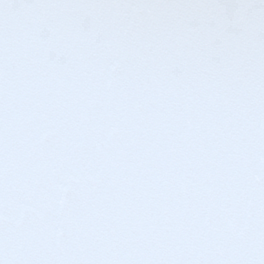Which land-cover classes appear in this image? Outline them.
Segmentation results:
<instances>
[{
    "label": "snow or ice",
    "instance_id": "6c2138e0",
    "mask_svg": "<svg viewBox=\"0 0 264 264\" xmlns=\"http://www.w3.org/2000/svg\"><path fill=\"white\" fill-rule=\"evenodd\" d=\"M0 264H264V0H0Z\"/></svg>",
    "mask_w": 264,
    "mask_h": 264
}]
</instances>
